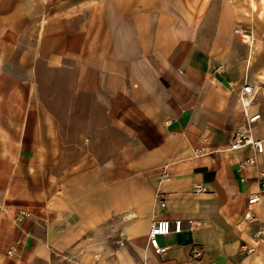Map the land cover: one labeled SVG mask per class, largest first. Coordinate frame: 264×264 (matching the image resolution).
Wrapping results in <instances>:
<instances>
[{"label": "crops", "instance_id": "crops-1", "mask_svg": "<svg viewBox=\"0 0 264 264\" xmlns=\"http://www.w3.org/2000/svg\"><path fill=\"white\" fill-rule=\"evenodd\" d=\"M195 2L0 0V264H63L53 256L42 210L68 129L90 137L92 145L102 144L111 161L138 154L142 166L166 170L164 206L153 205L148 222L180 219L181 230L157 237L166 247L160 256L147 246L153 254L148 264H264V232L259 240L252 238L264 222V186L256 183L254 167L241 164L248 148L228 151L227 143L211 141L205 151L193 153L208 111L216 116L220 106L231 113V124L240 122L236 93L223 86L218 98L196 109L192 69L176 70L173 60L165 59L181 47L189 57L198 54L190 43L199 35L181 34L192 31L194 17L187 10L190 17L180 18L174 30L177 19L166 12L195 8ZM232 24L225 31L233 32L248 69L264 53L256 50L252 34ZM67 88L76 98L70 109L62 101ZM85 97L91 102L78 103ZM260 115L256 137L264 136ZM256 166L264 170V148ZM159 175L153 172L154 181ZM194 184L203 190L194 192ZM253 194L257 221L249 223L242 211ZM192 218L203 224L189 230L186 221ZM249 247L255 251H246ZM9 248L14 251L6 256Z\"/></svg>", "mask_w": 264, "mask_h": 264}, {"label": "rangeland", "instance_id": "rangeland-1", "mask_svg": "<svg viewBox=\"0 0 264 264\" xmlns=\"http://www.w3.org/2000/svg\"><path fill=\"white\" fill-rule=\"evenodd\" d=\"M224 2L228 4L225 8ZM195 4V8L174 6L166 12L177 19L174 30L183 22L180 18L189 16L187 10L194 17L189 20L192 31L181 34L199 35V39L190 43L198 54L189 57L186 52L181 53V47L179 53H169L165 59L173 60L176 70L185 68L188 73L192 69L193 75H188L196 87L193 90L196 109L205 108L211 97L218 98L223 86L236 93L246 76L259 87L253 108L264 118V56L257 55L247 69L242 62L244 54L237 53L233 32L225 31L233 23L244 33L252 34L256 50L264 53V0H196ZM159 16L164 17L163 10ZM185 63L189 67H183ZM234 78L237 80L232 83ZM207 84H211L212 93L207 91ZM65 91L68 93L62 101L70 109L76 98L69 95L70 88ZM89 101L85 97L78 103ZM218 111L216 116L208 111V118L198 130L201 144L195 148L205 151L211 141L228 143L239 123L237 120L236 125L231 124L232 115L227 109ZM72 131L68 129V137H64L67 145L63 147L62 159L53 164L48 186L51 189L42 210L51 231L55 260L63 264H148L153 254L146 245V226L150 209L156 204L155 194L161 192V185L167 181L161 175L166 170L154 169L151 164L142 166L136 161L138 154H126L111 161V153L102 144L92 145L90 137L75 136ZM206 133L215 137L210 139ZM153 172L160 173L155 181Z\"/></svg>", "mask_w": 264, "mask_h": 264}, {"label": "built area", "instance_id": "built-area-1", "mask_svg": "<svg viewBox=\"0 0 264 264\" xmlns=\"http://www.w3.org/2000/svg\"><path fill=\"white\" fill-rule=\"evenodd\" d=\"M252 86V84L243 78L241 84L239 85L236 92V101L240 110L241 120L239 124L233 130L231 137L226 145L228 151H240L248 148V155L242 159L241 164L245 166L254 167L255 170V181L260 186H264V170L256 166V158L259 154L263 152L264 148V136H255V126L261 120L260 112L257 109H252L251 104H253L257 88ZM203 152V148H194L193 153L199 154ZM162 176H166L163 173ZM167 177V176H166ZM167 179V178H166ZM194 192H200L203 190L198 184L192 186ZM156 204L159 208L164 206V198L161 193L155 194ZM258 202V197L253 194L246 198L245 207L242 211V218L249 223L256 222L257 217L252 211V206ZM19 215H24L20 212ZM17 219L19 216L16 217ZM187 228L189 230H194L203 224V221L197 220L195 218L188 219ZM181 230L180 219L166 220L160 218H153L148 222L146 229V244L151 249L152 253L156 256H160L166 247L159 246L157 243L158 236H164L169 233H177ZM264 232V222L259 225V227L252 233V238L255 240L260 239V235ZM248 252L255 251L254 247H249L245 249ZM14 249L9 248L6 251V256H11ZM194 255H198V251L193 252Z\"/></svg>", "mask_w": 264, "mask_h": 264}, {"label": "bare ground", "instance_id": "bare-ground-1", "mask_svg": "<svg viewBox=\"0 0 264 264\" xmlns=\"http://www.w3.org/2000/svg\"><path fill=\"white\" fill-rule=\"evenodd\" d=\"M252 105V104H251Z\"/></svg>", "mask_w": 264, "mask_h": 264}]
</instances>
